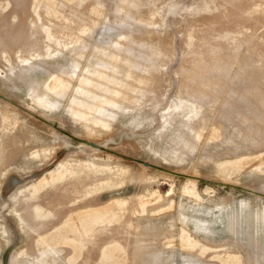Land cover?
Instances as JSON below:
<instances>
[{
    "label": "rangeland",
    "instance_id": "1",
    "mask_svg": "<svg viewBox=\"0 0 264 264\" xmlns=\"http://www.w3.org/2000/svg\"><path fill=\"white\" fill-rule=\"evenodd\" d=\"M0 264H264V0H0Z\"/></svg>",
    "mask_w": 264,
    "mask_h": 264
},
{
    "label": "water",
    "instance_id": "2",
    "mask_svg": "<svg viewBox=\"0 0 264 264\" xmlns=\"http://www.w3.org/2000/svg\"><path fill=\"white\" fill-rule=\"evenodd\" d=\"M86 145L90 146L91 148H94L96 150H99L100 147L96 146V145H92V144H89V143H86ZM146 166H148L147 164H145Z\"/></svg>",
    "mask_w": 264,
    "mask_h": 264
},
{
    "label": "bare ground",
    "instance_id": "3",
    "mask_svg": "<svg viewBox=\"0 0 264 264\" xmlns=\"http://www.w3.org/2000/svg\"><path fill=\"white\" fill-rule=\"evenodd\" d=\"M88 146V145H87ZM88 147H90V146H88ZM94 149V148H93Z\"/></svg>",
    "mask_w": 264,
    "mask_h": 264
}]
</instances>
